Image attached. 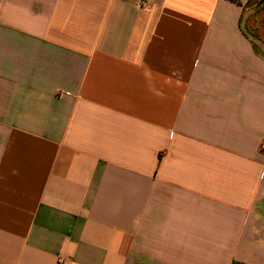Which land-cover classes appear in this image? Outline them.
Returning a JSON list of instances; mask_svg holds the SVG:
<instances>
[{
	"label": "crops",
	"instance_id": "1",
	"mask_svg": "<svg viewBox=\"0 0 264 264\" xmlns=\"http://www.w3.org/2000/svg\"><path fill=\"white\" fill-rule=\"evenodd\" d=\"M249 3L0 0V264H264Z\"/></svg>",
	"mask_w": 264,
	"mask_h": 264
},
{
	"label": "water",
	"instance_id": "2",
	"mask_svg": "<svg viewBox=\"0 0 264 264\" xmlns=\"http://www.w3.org/2000/svg\"><path fill=\"white\" fill-rule=\"evenodd\" d=\"M264 6V3L263 4H258L257 6H255L254 8H250L248 9L243 17H242V21H241V28H242V31L244 33V35L251 41L253 42L254 44L258 45L261 50L264 52V41L261 39V38H258L256 36H254L249 30H248V27H247V21L248 19L254 14L256 13L258 10H260L262 7Z\"/></svg>",
	"mask_w": 264,
	"mask_h": 264
},
{
	"label": "rangeland",
	"instance_id": "3",
	"mask_svg": "<svg viewBox=\"0 0 264 264\" xmlns=\"http://www.w3.org/2000/svg\"><path fill=\"white\" fill-rule=\"evenodd\" d=\"M261 1L263 0H252L251 6L254 8V6L258 5ZM250 25L252 30L258 33L261 39L264 40V8H261L257 13H255V15L250 20Z\"/></svg>",
	"mask_w": 264,
	"mask_h": 264
},
{
	"label": "trees",
	"instance_id": "4",
	"mask_svg": "<svg viewBox=\"0 0 264 264\" xmlns=\"http://www.w3.org/2000/svg\"><path fill=\"white\" fill-rule=\"evenodd\" d=\"M228 1H231V2H233V3H235V4H239V0H228ZM251 1L252 0H250V3H249V5L247 6V8L245 9V11L246 10H248V9H250V8H253L252 6H251ZM263 2H264V0L263 1H261L260 3H262L263 4ZM259 3V4H260ZM255 6H257V5H255ZM254 6V7H255ZM264 8V6L262 7V9ZM259 11V10H258ZM257 11V12H258ZM256 12V13H257ZM255 15V13L248 19V21H247V27H248V30L254 35V36H256V37H258V38H261L260 37V35H258V33H256L254 30H252V27H251V25H250V20H251V18L253 17ZM264 41V40H263ZM252 44H253V46H254V48H255V50L257 51V52H259L261 55H263L264 56V52L261 50V48L258 46V45H256V44H254L253 42H252Z\"/></svg>",
	"mask_w": 264,
	"mask_h": 264
},
{
	"label": "built area",
	"instance_id": "5",
	"mask_svg": "<svg viewBox=\"0 0 264 264\" xmlns=\"http://www.w3.org/2000/svg\"><path fill=\"white\" fill-rule=\"evenodd\" d=\"M141 7H146V3L145 2H141ZM262 151H264V145L262 146Z\"/></svg>",
	"mask_w": 264,
	"mask_h": 264
}]
</instances>
